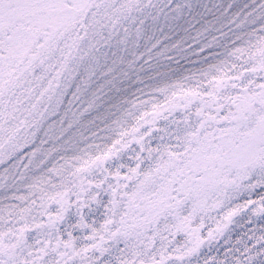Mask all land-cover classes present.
Instances as JSON below:
<instances>
[{
	"label": "snow or ice",
	"instance_id": "snow-or-ice-1",
	"mask_svg": "<svg viewBox=\"0 0 264 264\" xmlns=\"http://www.w3.org/2000/svg\"><path fill=\"white\" fill-rule=\"evenodd\" d=\"M0 264H264V0H0Z\"/></svg>",
	"mask_w": 264,
	"mask_h": 264
}]
</instances>
